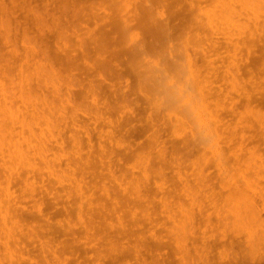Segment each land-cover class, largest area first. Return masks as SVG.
<instances>
[{"label":"rangeland","instance_id":"1","mask_svg":"<svg viewBox=\"0 0 264 264\" xmlns=\"http://www.w3.org/2000/svg\"><path fill=\"white\" fill-rule=\"evenodd\" d=\"M217 2L0 0V264H264V22L206 40Z\"/></svg>","mask_w":264,"mask_h":264},{"label":"bare ground","instance_id":"2","mask_svg":"<svg viewBox=\"0 0 264 264\" xmlns=\"http://www.w3.org/2000/svg\"><path fill=\"white\" fill-rule=\"evenodd\" d=\"M144 5H145V9L144 10L147 11L146 12L147 14H150V12L148 10V9H150V6H148L146 1L144 2ZM132 11L135 12V16H136V18L138 20V15H137V12H136L137 11L136 8H134V10H132ZM153 12H152V14H153ZM204 15H205V13H204ZM202 16H203V13H202ZM242 16L246 17V21H251L252 20L255 25H258L260 21L264 22V20H262V19H264L263 18V16H264V0H218L217 6H215V9L211 13V15H209V16L205 15V18H206L205 22H203V20L200 21L199 27H203L204 26V29H206L209 32L208 35H204L203 38L206 39V40H211V37L213 35L217 39H218V37H216V36H219L224 41V43L227 46H232V47H236V42L239 41V40H241L242 42H244L246 40L248 41L250 38L253 37V35L251 33H247V37H246L245 36L246 33H243L244 27H243V25H241L239 23V19H237V18H240ZM160 17H162V14H160L159 12L155 13L153 15V17L149 18V23H150L149 25L154 23L153 25H154V28H156L157 32L160 33L161 35H165L164 37L166 38V40H168V39L170 40V28L168 27L169 26V23H168L169 21L166 24L165 23L163 24L162 23L163 21L160 22V20H159ZM157 22H158V25H157ZM147 27H148V25H147ZM235 32H237L238 34L234 35ZM130 39H131V41H135V39H137L135 41L136 44H138L139 42H140L139 44H142L141 40L138 39V35L137 34H131L130 35ZM142 46L143 45L139 46L138 49L139 48L142 49ZM246 50H247V53L250 52V47L248 45L246 46ZM142 57H144V56H142ZM143 59H145V58H143ZM153 65H155V64L153 63ZM161 70H162V68H161ZM157 74H156V76L158 78V75L161 74V73H159L158 75ZM161 80H163V78ZM177 105H178V108H180V109H182L183 106H185V108H188L187 111L190 113V117H192V119H189V120L192 123L198 125L199 128H200L199 132H202L203 128L207 126V122L205 120L201 119L200 116H198V114H196L198 112L197 111L198 110L197 106L192 107L190 105V103H188L186 101L185 102H179V104H177ZM181 112H182V110H181ZM15 118L16 117L15 116L12 117V115L10 113H8L5 116H2V115L0 116V152L6 153L7 155L5 154V156L9 157V159H13L14 163H16L17 165H19V164L25 165L26 161H28L27 160L28 150L24 151L23 149H21V146H19L18 144L14 143L13 137H12V129H13L14 125L16 124V121L14 120ZM176 122L177 123L178 122L182 123V119L177 118ZM257 122H258V126L261 128V130H264V129H262V127L264 125V118L260 117ZM8 123L10 124V128H8ZM2 128H4V130ZM31 138L33 140H35L37 144L35 146H29L28 148L29 149L31 148V149L35 150V153H39V152L41 153V150L42 151L44 150V146L36 140V137H35L34 133L31 134ZM205 138L206 137H204V139ZM205 144L206 145L204 147H210V148L213 147L212 146V141L210 143L209 142H205ZM29 153H30V151H29ZM8 183L9 182L7 181V184ZM6 202H7V199H6ZM259 202L257 201V203H259ZM3 203H5V201ZM261 203H262V201H261ZM132 204H133V202H132ZM259 207H261V206L259 205ZM2 208H5V207H2ZM1 210H3L2 213L4 215L8 214L6 208L5 209H1ZM105 210H106V208H105ZM130 210L131 211L134 210V207H129V211ZM117 211H119V209ZM252 212H253V210H252ZM254 215L257 217L256 212L254 213ZM263 215H264V213H263ZM3 226H4V224H3ZM0 233L5 236L6 244H8V240L10 238L8 232L4 231L2 228H0ZM178 236H179L180 242L182 244V236H181V234H179Z\"/></svg>","mask_w":264,"mask_h":264}]
</instances>
